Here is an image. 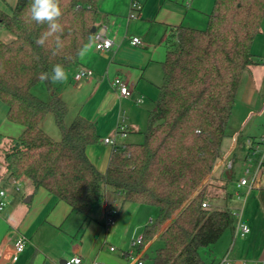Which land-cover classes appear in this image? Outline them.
<instances>
[{"label": "trees", "instance_id": "1", "mask_svg": "<svg viewBox=\"0 0 264 264\" xmlns=\"http://www.w3.org/2000/svg\"><path fill=\"white\" fill-rule=\"evenodd\" d=\"M100 1L60 0L63 47L55 54L54 36L43 47L35 43L47 25L30 20L29 0H18L11 14L0 10V27L13 36L0 40V101L7 121L23 128L4 152L7 182L27 178L34 189L43 188L86 219L106 189L122 204L156 208L157 218L144 228L139 245L158 241L151 264H203L200 252L235 221L228 210L202 208L209 197L204 180L219 158L242 75L255 63L251 45L264 0H214L206 29L173 31L144 140L112 148L104 174L86 155L99 142L94 124L76 114L67 126L66 103L41 78L56 64L67 69L78 63L94 37ZM39 83L53 91L49 101L32 93ZM47 115L59 140L41 127Z\"/></svg>", "mask_w": 264, "mask_h": 264}, {"label": "crops", "instance_id": "2", "mask_svg": "<svg viewBox=\"0 0 264 264\" xmlns=\"http://www.w3.org/2000/svg\"><path fill=\"white\" fill-rule=\"evenodd\" d=\"M132 2L141 5L136 19H129ZM213 2L100 1L95 27L104 28L105 37L112 43L111 49L98 52L90 42L78 63L65 69L67 79L51 86L68 107V122L79 114L94 124L99 142L88 146L86 155L99 173L104 174L110 161L112 147L104 144L106 138H114L117 147L139 144L135 135L143 136L148 114L155 109L163 81L162 62L169 42L173 41V31L180 26L195 29V12L207 15L211 10V14ZM134 37L139 38L142 45L132 46L130 40ZM251 53L255 63L242 75L230 116V119L235 117V124L229 132L226 130L219 158L204 180L209 193L208 207L211 208L212 203L211 209L228 210L238 219L213 246L200 252L203 264H260L264 261V175L249 189L238 186L243 177L237 173L240 167L250 166L253 171L261 153L264 164V150L261 152L264 145L261 129L264 123V17L253 39ZM80 69L91 70L92 77L75 82L73 75ZM115 77L123 78L131 87L129 99L119 98L112 90L111 82ZM52 94L53 91L50 97ZM6 111L0 101V190L6 196V206L0 212V264H64L73 256L80 257L82 264H136L137 259L146 264L145 244L156 243L158 248V241L155 238L142 247L132 243L141 238L144 228L153 221V214L158 213L156 208L153 212V207L122 204L106 189L103 201L93 205L86 219L43 188L34 189L27 178L12 184L7 182L4 152L23 128L8 122ZM121 123L127 128L126 135L116 137L115 130ZM249 140L259 145L258 154L254 156L247 146ZM109 209L116 212L114 225L110 227L106 225ZM237 222L247 226L246 235L240 236ZM20 237L25 240L24 249L13 255L14 243Z\"/></svg>", "mask_w": 264, "mask_h": 264}, {"label": "built area", "instance_id": "3", "mask_svg": "<svg viewBox=\"0 0 264 264\" xmlns=\"http://www.w3.org/2000/svg\"><path fill=\"white\" fill-rule=\"evenodd\" d=\"M130 14L129 19H136L139 16V12L141 11V5L132 2L130 6ZM92 43L94 45V48L98 52H106L111 49L112 43L109 39L105 37L104 34V28L96 29V32L94 34V37L92 39ZM130 44L132 46H140L142 45V42L139 38H131ZM93 75V72L88 69H80L73 75V80L75 82H80L83 79L91 78ZM111 88L114 92L117 93L118 97L121 99H129L132 95V89L127 83L126 80H124L121 77H115L111 82ZM126 126H124L122 123L117 125V128L115 130V136L116 137H125L126 135ZM105 145L111 146L112 148L117 147L114 138H106L104 141ZM247 146L250 151V155L254 156L258 154L259 151V145L251 140L247 141ZM122 147V146H121ZM262 156L263 153L259 154V157L257 159V162L253 168V171H251V168L247 167L244 171L247 178H243L239 181L238 186H247L249 189L253 188L258 180V178L261 175H264V164L262 162ZM6 206V196L5 192L0 190V212L5 208ZM208 205L206 203L202 204V208H207ZM116 212L112 209L108 210V220H107V226H113L114 225V216ZM235 219H238V216H234ZM236 230L239 232L240 236L246 235L249 230L247 226L244 224L237 222ZM24 243L25 240L23 237L18 238V240L14 243L13 246V255H17L21 253L24 249ZM141 244V238H138L136 241L132 243V245H140ZM111 251H114V248H110ZM64 264H82V260L78 256H73L67 260L64 261ZM95 264H102V263H95ZM136 264H144L141 259L136 260Z\"/></svg>", "mask_w": 264, "mask_h": 264}, {"label": "clouds", "instance_id": "4", "mask_svg": "<svg viewBox=\"0 0 264 264\" xmlns=\"http://www.w3.org/2000/svg\"><path fill=\"white\" fill-rule=\"evenodd\" d=\"M27 13L31 21L38 25H47V30L42 33L35 43L43 47L49 37H55V52L63 47V42L60 34L63 32V27L60 23V18L63 15V10L60 5V0H29ZM42 79L50 80L52 83H62L67 79V74L62 64L53 66L51 74L42 73ZM260 264H264L261 261Z\"/></svg>", "mask_w": 264, "mask_h": 264}, {"label": "rangeland", "instance_id": "5", "mask_svg": "<svg viewBox=\"0 0 264 264\" xmlns=\"http://www.w3.org/2000/svg\"><path fill=\"white\" fill-rule=\"evenodd\" d=\"M17 1L18 0H0V10L6 14H11L12 9L15 7ZM213 5H214V2H213ZM213 5H212V9H213ZM210 11L211 10H209L208 14H210ZM207 15L195 12V14L193 16V21L195 23L194 25H196L195 29H199V30L206 29L207 23H208V16ZM203 20H204V22H203ZM201 23H203V24L201 25ZM11 39H13L12 34H10L6 29L0 27V40H2L4 42H9V41H11ZM32 93L36 97L40 98L43 101H49L50 100L51 91H48L46 86L43 83L37 84L33 88ZM234 118L235 117L232 116V118L230 119L231 121L228 123V126L226 128L227 132H229L230 129L232 128V126L235 124ZM65 124L68 126L70 124V122H68L66 120ZM146 124H147V122H146ZM261 126H262L261 129L264 132V123H263V125L261 124ZM42 129L53 139H55V140L60 139L59 130L57 129L51 115H47L45 117V119L43 120ZM135 137H137L139 139V142H136V143H142L144 140L143 136H141V135L136 134ZM263 150H264V145L261 146V152ZM247 166H249V165H247ZM242 169H243V167H240V170L237 173H239L241 177L246 178L247 176L244 173L245 168L243 170ZM210 201H212V200H210ZM213 206L214 205L211 203L210 207L212 208ZM152 210H153V212H155L154 208H152ZM157 215H158V213L156 214V212L153 214V216H152L153 221L157 218ZM145 246H146L145 252H146L147 257H148V258H146V264H151L150 259L152 258V255L154 254V251L157 248V244L151 243L148 246H147V244H145Z\"/></svg>", "mask_w": 264, "mask_h": 264}, {"label": "water", "instance_id": "6", "mask_svg": "<svg viewBox=\"0 0 264 264\" xmlns=\"http://www.w3.org/2000/svg\"><path fill=\"white\" fill-rule=\"evenodd\" d=\"M95 32H96V27H93V28L91 29V34H95ZM28 200H29V198H28L27 200H25V203H27Z\"/></svg>", "mask_w": 264, "mask_h": 264}]
</instances>
